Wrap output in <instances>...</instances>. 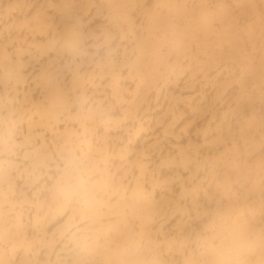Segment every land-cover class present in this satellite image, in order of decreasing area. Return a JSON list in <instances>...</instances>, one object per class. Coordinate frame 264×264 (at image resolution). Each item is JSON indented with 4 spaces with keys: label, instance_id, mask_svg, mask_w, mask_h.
I'll return each mask as SVG.
<instances>
[{
    "label": "bare ground",
    "instance_id": "obj_1",
    "mask_svg": "<svg viewBox=\"0 0 264 264\" xmlns=\"http://www.w3.org/2000/svg\"><path fill=\"white\" fill-rule=\"evenodd\" d=\"M219 231L264 238V0H0V264Z\"/></svg>",
    "mask_w": 264,
    "mask_h": 264
},
{
    "label": "clouds",
    "instance_id": "obj_2",
    "mask_svg": "<svg viewBox=\"0 0 264 264\" xmlns=\"http://www.w3.org/2000/svg\"><path fill=\"white\" fill-rule=\"evenodd\" d=\"M253 256L255 259H251ZM116 264L147 262L133 253L129 259L118 260ZM196 264H264V238H252V234L245 231L212 233L204 240Z\"/></svg>",
    "mask_w": 264,
    "mask_h": 264
}]
</instances>
